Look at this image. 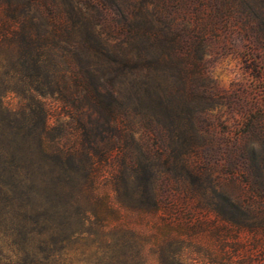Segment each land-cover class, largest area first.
<instances>
[{"label": "trees", "instance_id": "1", "mask_svg": "<svg viewBox=\"0 0 264 264\" xmlns=\"http://www.w3.org/2000/svg\"><path fill=\"white\" fill-rule=\"evenodd\" d=\"M12 3L0 18V264H71L75 244L85 241L99 244L89 264H145L137 232L120 221L129 199L157 206L152 169L135 152L134 119L156 149L193 129L191 108L169 79L190 81L185 50L214 36L216 22L229 26V5L211 2L206 17L198 2L201 13L186 25L188 6L179 0ZM154 70L168 92L152 86ZM118 153L110 196L96 174ZM119 180L134 188L124 194ZM111 235L121 242L111 244Z\"/></svg>", "mask_w": 264, "mask_h": 264}, {"label": "rangeland", "instance_id": "2", "mask_svg": "<svg viewBox=\"0 0 264 264\" xmlns=\"http://www.w3.org/2000/svg\"><path fill=\"white\" fill-rule=\"evenodd\" d=\"M179 1L188 6L183 12L189 25L201 13L198 2L206 4L202 13L208 17L215 12L211 2L218 0ZM219 1L229 5V26L216 22L214 36L185 50L190 78L185 86L176 75L169 79L185 109L191 108L186 115L193 129L172 146L156 149L148 127L139 116L134 119L135 152L152 169L157 206L150 208L143 197L129 199L120 221L137 232L145 264H264V0ZM13 5L0 0V18L9 17ZM150 79L160 94L168 92L160 71ZM194 93L203 96L193 100ZM5 100L15 104L18 98L8 93ZM120 155L96 174L101 191L110 196L121 174L115 161ZM121 180L124 194L134 188ZM121 239L111 235L109 242ZM98 245L75 244L71 264L96 260Z\"/></svg>", "mask_w": 264, "mask_h": 264}]
</instances>
